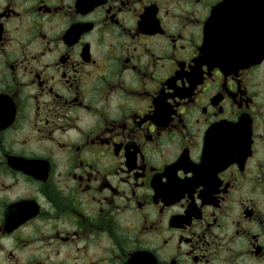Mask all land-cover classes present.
Listing matches in <instances>:
<instances>
[{
	"label": "flooded vegetation",
	"instance_id": "obj_1",
	"mask_svg": "<svg viewBox=\"0 0 264 264\" xmlns=\"http://www.w3.org/2000/svg\"><path fill=\"white\" fill-rule=\"evenodd\" d=\"M222 1L0 0V264H264V45L208 59Z\"/></svg>",
	"mask_w": 264,
	"mask_h": 264
},
{
	"label": "water",
	"instance_id": "obj_2",
	"mask_svg": "<svg viewBox=\"0 0 264 264\" xmlns=\"http://www.w3.org/2000/svg\"><path fill=\"white\" fill-rule=\"evenodd\" d=\"M255 6L263 13L257 19L250 13ZM254 26L256 34L250 31ZM252 38L264 45V0H223L205 23L202 50L213 63L223 62L242 55L245 43Z\"/></svg>",
	"mask_w": 264,
	"mask_h": 264
}]
</instances>
